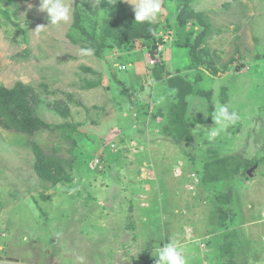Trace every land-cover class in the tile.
<instances>
[{"label":"rangeland","instance_id":"374dc122","mask_svg":"<svg viewBox=\"0 0 264 264\" xmlns=\"http://www.w3.org/2000/svg\"><path fill=\"white\" fill-rule=\"evenodd\" d=\"M40 2L0 0V88H30L47 126L0 128V264H155L170 238L188 264H264V0H162L152 24L126 0H71L56 26ZM89 36L98 55L81 56ZM177 72L191 91L179 144L163 129L181 110L165 81ZM218 105L240 119L209 139ZM38 150L67 163L50 180ZM213 155L247 170L204 186Z\"/></svg>","mask_w":264,"mask_h":264},{"label":"trees","instance_id":"16d2710c","mask_svg":"<svg viewBox=\"0 0 264 264\" xmlns=\"http://www.w3.org/2000/svg\"><path fill=\"white\" fill-rule=\"evenodd\" d=\"M108 8L112 9L110 7ZM73 18V27L80 31H85L84 33H86V29L82 26V21L85 16H83L82 13H79L77 9L74 11ZM148 39L151 41L150 49L148 51L154 56H157L161 51L160 49L157 50V44L161 43L160 38L156 39V42L155 40L150 39V37ZM88 41L87 47L94 49V53L98 55L97 50L99 48L94 39L89 36ZM124 42L125 40H123L121 44ZM119 45L120 44L114 46L118 47ZM188 50H191V47ZM150 65H153L152 73L155 76L156 82H159L165 71L164 65ZM182 76L183 74L177 72L175 75H169V78L165 80L166 85L171 92L177 90V100L179 107L181 108V110L177 112L175 111L170 115L172 118L171 122H174L172 134L170 133V126H165V124L163 126V129L166 127V131H169V137L172 138V141L176 144L182 143L184 138L185 140L190 139V133L187 131L185 125L186 120H184L183 116L184 109L186 108V99L191 91L190 84L188 83L189 81L185 80ZM17 86V88L10 91L0 88V128L7 131L32 135L35 131H38L41 128H46L47 126L40 120L33 119L36 118L33 110V103L36 102V99L32 97L31 89L20 84ZM90 86H92V84H90ZM197 96L206 98V95H203V93L198 94ZM178 104L176 103L174 105ZM167 119L169 120V117ZM62 162V159L58 156H46L40 150L36 151V168L38 169L40 177L45 180H50L51 178L49 170H61V165H64ZM63 163L67 164L66 162ZM245 164H247V162H243L240 158H221L217 155H213V157L209 158L208 162L204 163L202 166L203 174H200L203 175V178L201 179V182L204 186L216 184L218 182L225 183L226 181L233 179V177L238 176L239 173H245L247 170V166H243ZM239 170L242 171L239 172ZM216 200L219 202L220 206H225L231 202L232 195L217 194ZM221 215L222 218H225V214L222 211Z\"/></svg>","mask_w":264,"mask_h":264},{"label":"clouds","instance_id":"9594fccd","mask_svg":"<svg viewBox=\"0 0 264 264\" xmlns=\"http://www.w3.org/2000/svg\"><path fill=\"white\" fill-rule=\"evenodd\" d=\"M132 5L136 23H155L162 12V0H126ZM40 11H46L49 19V26H56L62 23L67 24L71 19V0H41ZM94 49L85 47L80 49L81 56H91ZM240 119L236 111H230L225 105H218L212 116L214 127L207 130L208 138L213 139L227 133L230 126ZM200 128L195 132L199 133ZM155 264H188L183 248L174 238L165 243L162 247L155 248Z\"/></svg>","mask_w":264,"mask_h":264},{"label":"built area","instance_id":"2783aa9c","mask_svg":"<svg viewBox=\"0 0 264 264\" xmlns=\"http://www.w3.org/2000/svg\"><path fill=\"white\" fill-rule=\"evenodd\" d=\"M154 60H150V64H154ZM125 67L124 66H120V69H124ZM3 236H4V234H3ZM2 250V247L0 246V251ZM0 261H2V258H1V256H0Z\"/></svg>","mask_w":264,"mask_h":264},{"label":"crops","instance_id":"0c3cea01","mask_svg":"<svg viewBox=\"0 0 264 264\" xmlns=\"http://www.w3.org/2000/svg\"><path fill=\"white\" fill-rule=\"evenodd\" d=\"M165 56H166V54H165ZM165 59V58H164ZM150 63V62H149ZM156 63V62H155ZM123 70V69H122ZM152 73V72H151ZM141 116V115H140ZM235 256V255H234Z\"/></svg>","mask_w":264,"mask_h":264},{"label":"water","instance_id":"95a60500","mask_svg":"<svg viewBox=\"0 0 264 264\" xmlns=\"http://www.w3.org/2000/svg\"><path fill=\"white\" fill-rule=\"evenodd\" d=\"M250 175V171L247 172Z\"/></svg>","mask_w":264,"mask_h":264}]
</instances>
